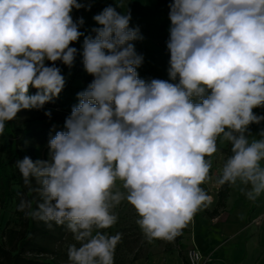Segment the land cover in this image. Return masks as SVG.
<instances>
[{
	"label": "clouds",
	"instance_id": "1",
	"mask_svg": "<svg viewBox=\"0 0 264 264\" xmlns=\"http://www.w3.org/2000/svg\"><path fill=\"white\" fill-rule=\"evenodd\" d=\"M95 2L0 0V135L19 112L59 97L58 63L71 69L79 54L93 77L64 130L50 135L48 158L16 161L40 198L35 209L21 198L17 210L49 229L67 227L76 241L69 264H114L121 234L104 230L122 201L149 241H173L211 200L201 185L218 140L231 155L216 182L239 183L253 202L264 194V129L249 139L251 125L264 122L254 111L264 109V0H172L169 80L139 77L144 58L133 41L143 37L129 26L130 10L108 5L89 34L81 31L84 18L72 14ZM81 37L82 51L72 46Z\"/></svg>",
	"mask_w": 264,
	"mask_h": 264
},
{
	"label": "rangeland",
	"instance_id": "2",
	"mask_svg": "<svg viewBox=\"0 0 264 264\" xmlns=\"http://www.w3.org/2000/svg\"><path fill=\"white\" fill-rule=\"evenodd\" d=\"M108 5L114 7L118 6L117 11H120L121 13H126L127 10H130L131 21L129 26L138 27L140 30V35H142L143 39L133 41L137 53L143 55L144 58L142 65L137 69L139 77L145 80H169L167 69L169 67L170 52L167 49V41L169 39L170 22L168 19V11L164 5L156 3L154 0H132L125 4H120L119 2L112 0L94 12L87 13V22L95 24L93 16ZM64 76L66 81H70L71 89L74 93L80 92L82 88L87 86L93 79L92 76L85 72L83 66L80 71L68 72ZM46 111L51 112L50 117L45 115ZM255 112L264 115V109H255ZM67 116L69 115L62 113L59 110L53 111L43 108L41 110H23L18 113L17 118L23 123H28L41 118L64 122ZM260 129H264V122L260 125H251L250 130L252 135L249 139H259L260 137L257 133ZM217 145V153L208 158L212 161V168L210 171L211 179L202 185L211 198L210 202L205 204L209 209L216 206L217 191L219 188L216 184V180L220 175V169L222 168L224 161L227 159L229 143L223 140H218ZM48 152V140L44 143L38 144L35 148L37 159H47ZM117 187H121L119 182ZM229 197L230 195H228L225 200L224 207L226 208H218L219 216L216 218L218 222L225 221L229 218V213L231 212V209H229L231 198L229 199ZM203 207L204 206L201 207L192 220L189 221L181 231V239L178 242L181 243V252L184 258H187L188 249L196 247L193 243L192 233L195 224L202 219ZM14 208L15 204L13 201H8L0 206V234L9 228L18 227ZM113 212L118 217L117 223L104 231L109 235H115L117 233L121 234V240L115 247L114 264H180L177 263L175 259L177 257L176 254L178 253V242L176 238L171 242L164 239H153L149 241L137 224L139 217L134 207L127 201H122L113 209ZM237 214L239 215L240 213L238 212V209H235L233 211V216H237ZM50 230L53 237L48 243L51 247L53 256L62 264H69L67 248L68 245L76 243L73 239V234L68 229L64 232H60L56 227H52ZM77 246L79 245L77 244ZM135 257L137 258L135 259ZM203 257L205 263L207 258H205L204 255Z\"/></svg>",
	"mask_w": 264,
	"mask_h": 264
},
{
	"label": "trees",
	"instance_id": "3",
	"mask_svg": "<svg viewBox=\"0 0 264 264\" xmlns=\"http://www.w3.org/2000/svg\"><path fill=\"white\" fill-rule=\"evenodd\" d=\"M110 1L112 0H96L90 11H85L84 9L79 11L74 10L72 14L74 19L83 17L85 20L81 31L89 34L90 29L96 27L95 24L87 22L86 14L94 12ZM115 1L125 4L132 0ZM154 1L164 5L168 11L169 19V4L172 0ZM82 43L83 37L72 46L82 51ZM58 66L62 69L63 75L68 72H78L83 66L82 56L77 55L74 66L71 69L59 63ZM86 87L84 86L82 90ZM30 92L31 94H35L36 89L32 88ZM77 93L72 92L70 81H66L65 87L59 97L45 104L43 108L53 111L59 110L64 114L70 115L72 107L78 104ZM63 125V121L48 118L23 123L16 117L12 121L6 122L4 132L0 135V206L8 201H13L15 204L14 213L18 221L17 228H9L0 234V264H62L53 256L48 243L53 237L51 230L44 222L28 217L25 215V212L17 210L21 198L32 201L33 209L40 202V198L37 193L30 192L24 185L21 173L16 167V161L23 159L25 156L35 161L37 159L35 154L36 146L49 140L50 135H54L56 131L64 130ZM230 155L231 145L229 144L227 157ZM36 186L35 181H33V187ZM201 187L203 188L202 185ZM228 192L229 184L220 185L217 192L216 210L219 207L225 206ZM216 210L214 213H216ZM53 227H56L60 232H64L67 229L66 226H57L55 224H53ZM180 239L181 236L178 235L176 237L177 242ZM178 251L182 253L180 242H178ZM185 264H187V261H185Z\"/></svg>",
	"mask_w": 264,
	"mask_h": 264
},
{
	"label": "crops",
	"instance_id": "4",
	"mask_svg": "<svg viewBox=\"0 0 264 264\" xmlns=\"http://www.w3.org/2000/svg\"><path fill=\"white\" fill-rule=\"evenodd\" d=\"M241 187L239 183L229 185L231 212L225 221L216 220L217 206L203 207L202 219L195 224L192 236L194 245L207 258L204 264H264V194L253 202ZM235 209L240 213L237 216H233ZM177 252L176 262L185 264L186 258Z\"/></svg>",
	"mask_w": 264,
	"mask_h": 264
},
{
	"label": "built area",
	"instance_id": "5",
	"mask_svg": "<svg viewBox=\"0 0 264 264\" xmlns=\"http://www.w3.org/2000/svg\"><path fill=\"white\" fill-rule=\"evenodd\" d=\"M198 257V259H195V264H203L204 263V257L201 251L197 247H191L187 251V264H193V259Z\"/></svg>",
	"mask_w": 264,
	"mask_h": 264
}]
</instances>
